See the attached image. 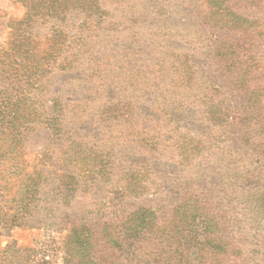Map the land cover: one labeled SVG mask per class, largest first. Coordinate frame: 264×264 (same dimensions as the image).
Segmentation results:
<instances>
[{
    "label": "rangeland",
    "instance_id": "1",
    "mask_svg": "<svg viewBox=\"0 0 264 264\" xmlns=\"http://www.w3.org/2000/svg\"><path fill=\"white\" fill-rule=\"evenodd\" d=\"M228 4L0 0V264H77L76 229L144 210L264 264V0Z\"/></svg>",
    "mask_w": 264,
    "mask_h": 264
},
{
    "label": "trees",
    "instance_id": "2",
    "mask_svg": "<svg viewBox=\"0 0 264 264\" xmlns=\"http://www.w3.org/2000/svg\"><path fill=\"white\" fill-rule=\"evenodd\" d=\"M212 1L221 5L226 3L229 6L228 3L231 0ZM237 17L245 19L242 15ZM250 118L253 120L252 116ZM246 135L247 139H251L254 136L253 129L247 131ZM262 145L264 144L258 146ZM259 188L255 189L258 190ZM256 200L259 201L261 207H264V193ZM147 212L148 210H144L142 214L137 215L138 217L133 219L132 223L134 224L128 227L130 230L127 228L125 232L113 226L110 229L108 224H105L100 231H95L93 227L86 224H83L82 233L76 229L73 236V249L75 254H78L77 259L80 260L76 261L77 264H83V259H87L84 264H117L127 258L133 259L134 262H137L136 264H188L190 260L196 264H210L208 262L210 254L216 256L222 250H226V242L221 236L217 238L207 235L212 225L211 222L204 224L202 232H195L189 236L192 226L188 223L179 225L178 222L174 223L170 227L171 229L168 227L166 230V226H158L157 229L152 230L149 226V220H147L149 217ZM180 219L183 221L182 218ZM188 226L191 228H187ZM144 243L153 245V248L150 249V254L145 257L142 255V258H139L137 252L139 248L142 252L147 250ZM167 251L170 255L166 254ZM74 257L76 255L71 256V258Z\"/></svg>",
    "mask_w": 264,
    "mask_h": 264
}]
</instances>
